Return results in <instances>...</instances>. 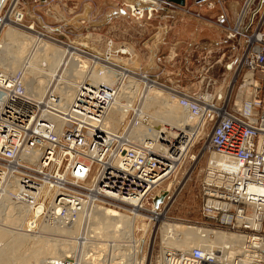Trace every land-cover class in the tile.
Wrapping results in <instances>:
<instances>
[{
    "label": "built area",
    "instance_id": "built-area-1",
    "mask_svg": "<svg viewBox=\"0 0 264 264\" xmlns=\"http://www.w3.org/2000/svg\"><path fill=\"white\" fill-rule=\"evenodd\" d=\"M192 3L212 11L209 19L223 29L225 41L230 43L229 54L223 52L215 63L223 64L222 71L202 74V88L195 93L148 77L179 95L184 109L203 116L205 127H210L206 149L237 166L230 170L208 165L202 212L212 221L209 227L243 236L246 251L260 253L244 261L242 253L229 256L233 244L223 249L204 244L187 251L174 250L169 264H264V194L257 193L264 190V0H239L237 11L229 0ZM130 72L145 80L143 73ZM244 72L252 74L253 99L242 111L236 100ZM104 88L84 82L66 110H60L29 99L21 72L11 84L6 77L0 82V179L4 170L21 175L24 197L35 203V208L40 202L49 204L41 212L45 219L55 211L64 216L65 206H71L75 216L78 200L88 198L82 189L106 205L149 211L177 169L170 164L171 153L176 152L172 148L163 152L154 147V140L141 145L127 138L135 117L124 120L119 134L109 133L101 125L113 96H107ZM107 89L114 93L112 87ZM219 177L228 182H217ZM40 187L56 188L60 212L55 203L50 206L49 195L36 193ZM171 198L165 196L164 202Z\"/></svg>",
    "mask_w": 264,
    "mask_h": 264
},
{
    "label": "bare ground",
    "instance_id": "bare-ground-1",
    "mask_svg": "<svg viewBox=\"0 0 264 264\" xmlns=\"http://www.w3.org/2000/svg\"><path fill=\"white\" fill-rule=\"evenodd\" d=\"M6 2L7 0H0V27L9 25L7 30H5L4 32L2 43L0 44V82L3 80V78L6 77V81L11 84L16 78L17 73L21 72V80L26 88V93L29 99L42 103L43 106H54L56 108H59L60 110H66L68 104L76 98L77 90L82 83L84 84V82H91L96 86L103 85L105 87L104 89H106L107 91V96H111L112 94L113 96L111 99H108V107L104 117H102L101 125L109 133L119 134L120 130L122 129L121 127L123 126L124 120L126 121V119L133 111L136 113V123L133 125V129L128 134L127 138L140 143L141 145L146 144L148 140H154V147L163 152H166L167 150H170L172 148L173 151L176 152L171 153L170 151H168V153H171L172 155L171 158H173V161H171L170 164L172 165V167L179 166L181 164V157L186 156V154L191 150V147L197 140L198 136L202 135L206 130L203 116L195 115L194 113H192V111L184 109L180 104L179 95L173 94L169 90L166 91V89L158 85L156 81L154 82L153 80H151L148 75L142 74L145 79L142 82L139 78L134 76L135 74H132V72L129 73V71L137 73L134 69H140V65L137 64V59L133 58V60L130 62L124 60L126 58H122L123 62H118L114 61V58H120L114 56L113 54L106 55L103 50H101L103 54L96 53L91 50L92 58H94H90L91 60H89V58L75 52L79 50L78 47H76V44H80L85 48L87 47L88 49V45H94L88 40L87 41L89 44L84 42L83 37L79 41H75L72 45H68L64 48L61 46H57L54 43L40 40V37L35 38L30 34H26L25 32L14 28L13 26H10L11 23L15 21L18 22L24 19L25 15L18 11H12L9 14H2V10ZM127 4V7H124V9L126 10L124 16H118L114 19L128 18L130 15H133L137 20L141 19L145 15L146 10L152 15L153 10L159 8L157 0H127ZM90 6L91 5L86 6L85 14H83V16L79 18H75L74 23L79 26L85 23L80 22V20L89 21V23L92 22L90 20L92 6ZM237 8L238 6L233 9L237 11ZM136 11H139L140 13ZM218 28L223 31L222 28ZM20 38H22V40H19ZM161 41L164 40L160 39L159 42ZM14 45H16L17 49H14L12 47ZM97 46L99 47L100 45ZM79 51H81V49ZM116 51V54H121L118 50ZM173 53L175 52L173 51V49H171V54ZM125 54L132 55L129 51L127 53H122L121 55ZM157 54L158 52L156 53V55ZM101 60L106 62L107 64L101 62ZM126 63H128L129 65H127ZM135 65H137V67ZM101 66H103L102 69L98 68ZM112 66L121 68V70H118L117 68L115 69ZM89 72H91L92 74H90L91 77H88ZM94 72H96L97 74H95ZM251 75V72L246 73L242 86L238 91L236 105H238V107L242 111H244V106L253 99V91L250 85ZM84 77L87 78V81ZM81 78L83 79L78 80ZM135 78L139 79L141 82L139 80H134ZM144 85L149 87L146 88L147 91L144 88ZM109 87H112L114 93L112 92V90L107 89ZM143 90L147 93L143 92ZM152 94H154L155 97H151ZM204 96L208 97L207 94H205ZM138 100L140 101V104L136 105ZM118 162L119 159H117V163ZM208 164L212 168L230 170L237 169V166L235 164L226 162L222 158V156L216 154L215 152H211ZM5 171L6 170H4V173L2 174L3 179H0V206L1 204L4 205L7 209V213H5V216H2L3 219H0L2 221L5 220L7 222H10L11 224H18L22 216L21 213H24V215L29 213L30 219L34 220L35 227L37 225L40 226L38 222H40V219H43V227H45L46 229H53L55 232L57 231L59 234H64L69 237L68 240L64 241V243L62 242L63 245L60 247V249L58 246H60L61 244L57 245L55 243L57 242V238L48 239L45 238V235V237H38L37 235L34 236L33 234V250L38 251L35 254H27L23 257L19 256L16 258H20L19 260L29 262L33 260L35 264H42V262L45 261L47 255L51 256V258H57L58 253L59 255L61 253L65 257H73L69 254L71 253V250L73 248H77L78 245H80L79 243H82L80 241L83 239L82 237H80L82 233L81 231L83 230L85 222L88 220L89 229L91 227L90 232L94 233L91 236L92 238L106 236L108 238L111 237L110 239L113 238L115 242L116 239L119 238H126V240L128 239V241H130L131 238L134 239H131V241L133 240L135 242L134 244L133 242H131L133 245L122 244V246H120L121 244L119 245L118 243V246L116 245V247L111 244V249H113V258L111 260L117 258L119 259V261L117 262L114 261L115 264H143L144 258L142 255V250L144 249V236L137 238L133 237L135 228L134 225L142 217V215L139 214L140 212L138 209L134 208L132 210V208H122L123 206L121 205H106L101 200H97L99 199L98 197L88 193V198L78 200L79 207L78 205L76 206L74 204L77 207L75 216L73 215L74 213L72 211V207L65 206L67 207V213L64 216H61V213L58 214L55 211L49 212L46 216L48 218L44 219V216H41V212L44 211V208H48L49 205L47 203L40 202L37 204V208H35V203H31L24 197L23 192H25L24 189L26 187L22 183V176L16 173ZM12 174H16V180H13V182L10 180L12 179V177L9 178V176H11ZM219 178H217V182L219 183L226 184L228 182ZM208 179H213L211 177V174L208 176ZM14 182H16V187L20 188L16 190H12L10 188L12 190L11 192L16 194V197H10L9 195H7L9 194L6 192L7 189L5 190L2 185L5 184L9 187L10 184H12L14 186ZM173 185L174 181L167 182L166 186L163 188L164 192L162 191L163 200L158 204V206L152 204L153 207L152 210H150L152 212L150 221L148 224H145L143 226L150 227V224H153L154 220H158L163 216L161 212V203L164 202L165 196L170 195ZM86 186L90 185L86 184ZM38 189H40V191L39 193H36L38 195H49V203H55V206L58 207V212H60L61 204L57 205L56 203V188H53V191L49 187L48 189H42L41 187ZM257 193L262 195L264 194V190H260ZM77 199L78 198H76V200ZM94 202H96L97 204H95ZM132 202L137 203V200L133 199ZM98 203H103V206ZM90 207L91 209H89ZM21 220L23 221L22 218ZM28 224H26L27 227L25 226L27 230L28 228L29 230L32 229V227H30ZM206 227L208 228L163 220L161 225V236L163 244L161 264H169L170 262L172 263V253L174 252V250L187 251L193 246L204 244L211 245L212 248L218 247L221 249H223L227 244H233L234 247H231L228 251L229 256L231 257L237 253H242V259L244 261H250L255 256H259L260 251H257L258 254L246 251V239L243 236L229 231H218L215 228H211L209 226ZM27 230L25 229L26 233L29 231ZM25 232L23 231L21 232V234L19 233L17 238L15 233L14 235H12L15 238H12L11 232H9L0 224V241H5L9 237H11L12 240L23 239V237L25 236ZM91 237L88 236L84 240L92 241L93 239L91 240ZM19 241V244H21V240ZM12 242L10 243L12 244ZM86 243L87 242H84V244ZM97 243L99 244L100 242ZM14 245L17 246L16 242ZM93 246H95L93 247V249L95 248V251L97 248L96 246L98 245H96V243L94 242ZM105 249L107 250V247L104 243H101V245L98 246V250L96 251V253H93L94 257H92L95 263L101 262L102 258L100 256L103 254ZM13 256L18 255L14 254ZM76 256H74V259L71 258V261L68 264H84L83 259H77ZM54 263L55 262H52V264Z\"/></svg>",
    "mask_w": 264,
    "mask_h": 264
},
{
    "label": "rangeland",
    "instance_id": "rangeland-1",
    "mask_svg": "<svg viewBox=\"0 0 264 264\" xmlns=\"http://www.w3.org/2000/svg\"><path fill=\"white\" fill-rule=\"evenodd\" d=\"M232 1L233 0H230V5L232 4ZM157 2L159 8L153 10L152 15L148 13L146 10L145 15L141 19H137V21L135 20L136 17L133 15L132 16L130 15L128 18H121V19L120 18L114 19L117 18L114 17L112 21H109L108 23L100 26H95L93 22L102 21L107 13L115 9L119 10L121 7L123 8L125 6L127 7L128 5L127 0H7L2 10V14H6V13L9 14L12 11L21 12L22 14L25 15L24 19L18 22L15 21L11 23L10 26H13L14 28L23 31L26 34H30L35 38L40 37V40L48 41L56 44L57 46H61L64 48L67 47L68 45H72L75 42L74 40L79 41L82 37H85V34L89 32L90 34L89 41L94 45H100L99 49L103 50V52L106 55L113 54L114 56H117L120 59L126 58L124 60L130 62L133 60V58L137 59V64L140 65L139 66L140 69L137 68L134 70H136V72L139 73V75L143 73V75H148L149 77L157 80L161 84H165L171 88H175L176 86L178 87L180 86L179 84L174 85L175 81L172 80L171 75L166 76L167 81H162L158 79V76H160L159 72H157V70L160 68L159 63H158L159 67L153 68L149 72H144L141 69L142 66H144L147 63V61L143 63V61H145V58H147V56H149V58L151 57V52L149 51L147 46H145V42L152 36L153 33L156 32L158 25H172V29L173 26H175V30L171 32L172 31L171 29L169 31L171 32V34L168 37L166 36V43L168 44L165 45V48L163 50V56H161L163 60H167L164 66L165 69L168 72H174L180 69V64L184 58V50L186 49V42H188L189 39L191 38L192 40H194V42L198 44L197 45L198 47L196 49L189 50L187 52V56L190 59L192 58V60H196L197 58L196 55H199L198 57H201V59L205 62L206 65L204 68L205 74L203 73L204 76L208 74L207 72L208 70L209 72L213 71L220 73L223 69L221 68L223 64L221 62H218L217 64L215 63L222 58L223 52L226 51L227 55L229 54L230 43L228 42L215 43L212 40H206L199 32L201 26L203 25H209L218 28V26H216L212 22L214 19H209V17H213L212 11L206 10L204 8L197 10L198 8H196V6L192 3V0H186V4L184 6H176L174 4H169L165 0H157ZM87 5L92 6V13L90 16V20L92 21L91 23L93 25L89 23V21L80 20V22H85V23H83V25L78 26L76 23H74V20L75 18H79L83 16V14H85ZM195 11H200L207 17L198 18L196 16ZM182 26L183 27L188 26L187 29L189 28V30L193 32V36L192 34H190V35H186V37L184 38H181L182 39L181 41L183 43L180 41H175L178 39V32L180 31V28H182ZM8 27L9 25L0 27V44L2 43V37L4 35V32L5 30H7ZM197 27H199L200 29ZM195 28H197V30H195ZM98 39H103L102 44L98 42ZM19 40H22V38H20ZM218 41H220V39H218ZM160 44L154 47L156 53L159 50ZM172 46H173L172 49L175 52L173 54H171V51H169V48ZM12 47L14 49H17L16 45ZM76 47H78L79 50L81 49V51L78 50L75 52L91 60L90 58H92V51L90 49H88L87 47L85 48L80 44H76ZM134 49H136V51ZM116 50H118L121 54L127 53L129 51L131 52L132 55L116 54L117 52ZM158 58L159 57L157 54V58H156L157 62L159 60ZM101 62L104 61L101 60ZM214 64L215 66L214 68H212ZM135 66L137 67V65ZM102 67L103 66L98 68L102 69ZM112 67H114L115 69L117 68L116 66H112ZM117 69L121 70V68H117ZM161 72L162 70H160V73ZM94 73L97 74L96 72ZM245 73L246 72H244V75ZM90 74L91 72H89L88 77H91ZM82 79L83 78L78 80H82ZM85 79L87 81V78ZM134 80L137 81L139 79L135 78ZM147 87L148 86L144 85L145 89ZM146 91L143 90V92ZM186 91L189 92L188 90ZM151 97H155V95L152 94ZM139 104L140 101L138 100L136 105ZM135 116L136 113L132 111L130 116L128 117L129 118L128 120L132 121ZM133 125L131 127L130 132L133 129ZM209 129L210 127H206V130L203 132L202 135H200L199 139L193 143L191 150L186 154V156H184L181 164L176 167L177 169L175 173H173V175L166 180L164 186L167 184L168 181L170 182L174 181V185L170 193V195H172V198L166 200L163 205L161 204L162 205L161 212L163 216L158 220H154L153 224H150V227H147L143 225L149 223L152 214L150 210H152L153 206L149 208V211L148 209L145 211H139L140 212L139 214H141L142 217L137 221L138 223L136 222V224L134 225L135 228L133 232L134 235L133 237L137 238L144 236V246H143L144 249L142 250L143 252L142 255L144 258L143 264H161L162 252H163L161 225L163 220L182 223V224L196 225L205 228H208L206 226H209L208 224L212 222L202 212V206L204 203L203 188L207 178V171L209 165L208 161L211 156V151L206 149V146L208 145V138L210 131ZM12 175L9 176V178L12 177V179L10 180L13 182V180L14 181L16 180V174H12ZM15 183L16 182L13 183L14 186L10 184L9 187L6 186L5 184L2 185L3 188H5V190L7 189L6 192L9 193L7 195H9L10 197H16V194L11 191L13 189L16 190L20 188V187H16ZM82 190L84 191V194L89 193V191L86 189H82ZM94 203L97 204L96 202ZM89 209H91V207ZM6 210L7 209L5 208V206L1 204L0 218H2V216H5V213H7ZM21 214H22L21 218L23 219V221L20 218L18 224L17 223L11 224L10 222H7L5 220L2 221L0 219L1 220L0 224L9 232H11V236L16 233V238L19 235V233L21 234V232L23 231L25 232V229L27 230L26 224L29 223L28 225L32 227V229L30 230L28 228L29 231L27 230L28 231L27 233L26 232L24 233L25 236L23 237V239H19L21 240V244H19L20 241L18 239L12 240V238H15L14 236H12V238L11 237L7 238L5 241H0V259H1L0 264H35L33 260L29 262V261L19 260L20 258H16L19 256L23 257L24 255L27 254H35L38 251V250L35 251L33 250V241H34V239H32L33 234L34 236L37 235L38 237L46 236L45 238L48 239L57 238V242L55 243L57 245L61 244L60 246H58L59 248L63 245L64 241L68 240L69 238L64 234H59L57 231L55 232L53 229L51 230L43 227L42 226L44 221L43 219H40V222H38L40 226L37 225L35 227L34 220L30 219L29 213L25 214L27 216H25L24 213ZM39 228L41 229L43 228V229L41 230ZM90 231H91V227L89 229V221L87 220L83 226V230L81 231L83 234L81 233L80 235V237L83 238L82 240H80L82 243H79L80 245H78L77 248L75 249L73 248L70 254L68 253L73 257H67V256L65 257L61 253L60 255L58 253L57 258L56 257L51 258V256L47 255L45 261H43L42 264H52V262H55L54 264H68L71 261V258L74 259V256L76 255H77L76 256L77 259H81V260L83 259L84 264H89V262L90 264H99V263L112 264V262L113 264H115V262L119 261V259L117 258L111 260L113 258V253H112L113 249H111V246L112 245L118 246V243L119 245L121 244L120 246H122V244H132L131 242H133V244L135 243L133 241L134 240L133 238H131L133 239L132 241L131 239L130 241H128V239L126 240V238H121V239L119 238L116 239V242L113 238L112 240L110 239L111 237L108 238L106 236L92 238L91 236L94 233ZM88 236L91 237V240L93 239L92 240L93 242L84 240ZM101 238H105V239H101ZM83 241L87 243L84 244ZM10 242H12L13 246ZM15 242L18 247L14 245ZM94 242L98 246H100L101 243H104L106 244L107 247V250L105 249L104 251L105 253L103 252V254L100 256L102 260L99 263L98 262L95 263L94 259L92 258L94 257L93 253H96V251L98 250V246H96L97 248L94 251L95 249V248L93 249V247H95L93 246ZM97 242L100 243L98 244ZM14 254L18 256H13Z\"/></svg>",
    "mask_w": 264,
    "mask_h": 264
},
{
    "label": "crops",
    "instance_id": "crops-1",
    "mask_svg": "<svg viewBox=\"0 0 264 264\" xmlns=\"http://www.w3.org/2000/svg\"><path fill=\"white\" fill-rule=\"evenodd\" d=\"M237 3H238V1H236V0L232 1L231 5L234 9L236 8V6H238ZM187 27L188 26H185V27L182 26V28H180V31L178 32V39L175 41L182 42L181 38L186 37V35L192 34V36H193V32L190 31L189 28L187 29ZM197 28H199V27H197ZM197 28H195V30H197ZM174 30H175V26H173V29L171 32H173ZM171 32L168 33L167 37L171 34ZM199 32L202 34V36L206 40H212L213 42H218V43L226 42L224 32L222 30L216 28V27H212L209 25H203V26H201V29ZM218 39H220V41H218ZM164 40L165 41L162 44H160V46H159V50H158V57L159 58L161 56H163V50L165 48V45L168 44V43H166V38ZM98 42H100L102 44L103 39H98ZM171 45H173V44H171ZM197 45L198 44L196 42H194V40H192L191 38L189 39L188 42H186V49L184 50V58L180 64V69H178L174 72H168L165 69L164 66H165V62H167V60H163V58L161 57L160 60H158V63L160 65V68L157 70V72H159V75H160V76H158V79H160L162 81H167L166 76L171 75L172 80L175 81L174 85L179 84V86L182 89L188 90L190 93H195L198 90H200L202 88V84L199 80V77L201 76V74H203L205 72V70H204V68L206 66L205 62L201 59V57H198L199 55H196V57H197L196 60H192V58L190 59L187 56V52L189 50L196 49L198 47ZM172 48H173V46L169 48V51H171ZM134 50L136 51V49H134ZM194 52H196V51H194ZM148 59H149V56H147V58H145V61H143V63L148 61ZM160 70H162L161 73H160Z\"/></svg>",
    "mask_w": 264,
    "mask_h": 264
},
{
    "label": "water",
    "instance_id": "water-1",
    "mask_svg": "<svg viewBox=\"0 0 264 264\" xmlns=\"http://www.w3.org/2000/svg\"><path fill=\"white\" fill-rule=\"evenodd\" d=\"M165 1L169 4H174V5H178V6H184L186 4V0H165ZM125 13H126V10L123 7H121L119 10L115 9V10L107 13L102 21L94 22V25L95 26L104 25V24L108 23L109 21H111L114 17L124 16ZM171 29H172V25H158L156 32L153 33L152 36L145 42V46H147V48L151 52V57L149 58L147 63L144 66H142V68H141L144 72H149L153 68L159 67L157 59H156L157 55L154 52L153 48H154V46H157L163 42V41L159 42L160 39L164 40L166 38L168 32ZM89 36H90L89 32L87 34H85V37H83L84 42L88 43V41L90 39ZM74 41H76V40H74ZM88 47L90 50H92L96 53L103 54V52L99 49V47L97 45H88ZM114 61L123 62L122 59H117V58L116 59L114 58ZM126 64L129 65L128 63H126ZM162 200H163V196L157 197L155 199V206H158V204Z\"/></svg>",
    "mask_w": 264,
    "mask_h": 264
}]
</instances>
